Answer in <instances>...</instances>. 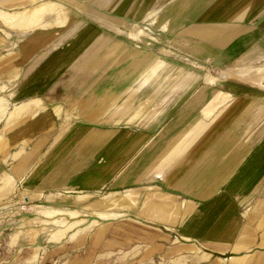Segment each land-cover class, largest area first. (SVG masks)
<instances>
[{
    "label": "crops",
    "instance_id": "crops-1",
    "mask_svg": "<svg viewBox=\"0 0 264 264\" xmlns=\"http://www.w3.org/2000/svg\"><path fill=\"white\" fill-rule=\"evenodd\" d=\"M253 60L264 0H0L14 263L264 264V89L208 74Z\"/></svg>",
    "mask_w": 264,
    "mask_h": 264
},
{
    "label": "rangeland",
    "instance_id": "rangeland-1",
    "mask_svg": "<svg viewBox=\"0 0 264 264\" xmlns=\"http://www.w3.org/2000/svg\"><path fill=\"white\" fill-rule=\"evenodd\" d=\"M208 74H210L214 78L217 84H223L225 86L224 88H230V89L232 88L233 90H236L235 93L237 92L240 95L257 96L256 92H252V91L245 92L244 89L240 90L239 87L250 90H257V88L264 89V60L262 62L260 61L255 62L253 60L250 63L244 61L241 62V65L239 66H229L227 68H221L219 70L216 69L213 71L210 70ZM233 85H235L236 88H234ZM227 98H228L227 95L218 93L216 95L214 102H211L210 105L208 106L210 107V113L208 112L209 114L207 115L205 114L206 116L204 115L205 116L204 118L207 119L215 111H219L220 109L217 110V108L220 105H222ZM263 106H264V101H263ZM260 121L258 122V124L260 123ZM262 121L264 122V115H262ZM263 138H264V134H263ZM0 182L1 185L3 184L2 186H4V188L7 189L8 191L6 198L3 201H0V206H4L6 205L7 202H9L11 198L12 186L8 181H6V178L0 179ZM0 198H1V194H0ZM246 203L247 204L244 208H246L247 213H250L251 209L254 206V203H259L260 209L262 210L255 211V213L259 212L258 214L260 213L264 214V180L259 185L256 194L247 196ZM156 229L165 232L163 228L157 227ZM256 229L264 231V226H258ZM148 230L152 231L153 229H148ZM263 243L264 242L254 243L251 246V248L247 251V254L256 251H264ZM201 250L207 252V250L203 248H200V251ZM213 255L215 258L219 257L220 259L224 257L218 253H214ZM14 257H16V252L5 247L4 243H0V264H15L13 260ZM41 262L42 264H48L46 260H41ZM60 263H61L60 260H56L55 262V264H60ZM49 264H51V262Z\"/></svg>",
    "mask_w": 264,
    "mask_h": 264
},
{
    "label": "trees",
    "instance_id": "trees-1",
    "mask_svg": "<svg viewBox=\"0 0 264 264\" xmlns=\"http://www.w3.org/2000/svg\"><path fill=\"white\" fill-rule=\"evenodd\" d=\"M239 89H240V90L244 89L245 92L252 91V92H256V93H258L256 90H250V89L241 88V87H239Z\"/></svg>",
    "mask_w": 264,
    "mask_h": 264
}]
</instances>
